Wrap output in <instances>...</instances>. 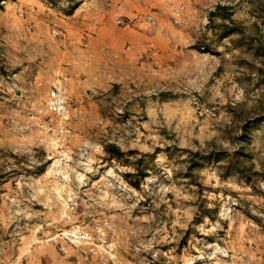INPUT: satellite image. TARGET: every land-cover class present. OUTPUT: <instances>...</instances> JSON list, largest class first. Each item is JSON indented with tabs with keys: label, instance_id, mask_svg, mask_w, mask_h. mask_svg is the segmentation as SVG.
<instances>
[{
	"label": "rangeland",
	"instance_id": "obj_1",
	"mask_svg": "<svg viewBox=\"0 0 264 264\" xmlns=\"http://www.w3.org/2000/svg\"><path fill=\"white\" fill-rule=\"evenodd\" d=\"M263 48L264 0H0V264H264Z\"/></svg>",
	"mask_w": 264,
	"mask_h": 264
},
{
	"label": "built area",
	"instance_id": "obj_2",
	"mask_svg": "<svg viewBox=\"0 0 264 264\" xmlns=\"http://www.w3.org/2000/svg\"><path fill=\"white\" fill-rule=\"evenodd\" d=\"M66 98L64 91L62 89H57L56 93L53 95L50 101L51 109L58 114H63L66 112Z\"/></svg>",
	"mask_w": 264,
	"mask_h": 264
},
{
	"label": "trees",
	"instance_id": "obj_3",
	"mask_svg": "<svg viewBox=\"0 0 264 264\" xmlns=\"http://www.w3.org/2000/svg\"><path fill=\"white\" fill-rule=\"evenodd\" d=\"M228 7L227 6H224V5H216L215 9L213 11H210L209 13V18H210V21L213 19L214 16L217 15V10H223V11H227ZM230 15L231 13H225V17H228L230 18ZM263 52H264V48H263Z\"/></svg>",
	"mask_w": 264,
	"mask_h": 264
}]
</instances>
